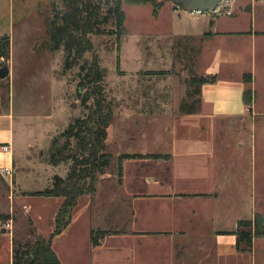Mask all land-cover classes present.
Here are the masks:
<instances>
[{"label":"crops","instance_id":"obj_1","mask_svg":"<svg viewBox=\"0 0 264 264\" xmlns=\"http://www.w3.org/2000/svg\"><path fill=\"white\" fill-rule=\"evenodd\" d=\"M246 2L249 10L241 11L246 29H232L242 22L238 15L210 18L177 8L166 13L175 23H180L179 12L191 17L192 23L183 24L191 28L173 31V35L190 41L198 38L208 57L196 76H216L217 80L201 87L200 104L190 115L182 114L176 102L174 117L179 125H172L167 138L161 131L150 130L130 135L126 152L145 158L117 166L112 158L104 173L96 176L94 193L79 198L71 224L52 240L61 264H264V238H253L249 249L236 247L238 223L254 217L263 195L262 188L256 193V170L251 168L252 175H246L244 157L247 132L255 135L257 131L264 138V0ZM247 88L252 93L249 104L244 101ZM159 112L144 115L160 117L167 114L165 106ZM1 121L9 133L0 132V170L7 168L11 175H0L7 185L31 192L15 195V200L34 234L48 238L62 199L50 198L55 205L45 209L47 197L34 193L47 189L54 175L65 178L68 165L54 167L41 159L40 153L48 150L54 137L39 152L40 161L29 159L30 150L36 147L32 143L38 141L35 137H44L36 134L43 133V127L33 132L22 129L16 136L10 117L0 116ZM221 121L226 123L218 126ZM114 140L124 148L117 136ZM253 140L250 146L255 155L256 135L250 137L251 143ZM2 145H9L11 152H2ZM105 145L108 147L107 141ZM154 153L168 159L147 157ZM39 166L47 173L44 185L26 189L22 184L29 181L28 173ZM60 166L65 167L64 174L57 172ZM216 178L223 189L193 186H202L204 181L212 186ZM10 244L6 264H12Z\"/></svg>","mask_w":264,"mask_h":264},{"label":"rangeland","instance_id":"obj_2","mask_svg":"<svg viewBox=\"0 0 264 264\" xmlns=\"http://www.w3.org/2000/svg\"><path fill=\"white\" fill-rule=\"evenodd\" d=\"M57 1L0 0V38L5 36L9 38V56L7 59H0V68L7 67L9 70L8 76L0 80V116L10 117L11 131L16 136H20L22 129L27 128L33 132V129L43 127L40 129L43 133L36 134H44V137H35L38 141L32 143L36 147L30 150L29 159L35 157L39 160V152L47 148L52 137L58 136L69 123L90 112L88 107L81 104L77 95V86L81 78L79 68L64 70L63 47L53 53L47 47V19L50 17L51 5ZM246 1L222 2V6H226L231 16H241L242 22L232 29H246L247 23L244 20L246 16L241 15V11L249 10ZM154 5L162 6L156 12ZM121 8L124 14L122 29L115 30V26L113 29L109 24L106 30H113L110 31V35H91L93 52L85 54L88 60L96 56L100 67L105 70V107L111 110L114 116L107 129L105 142H108V147L105 145L104 153L110 155V160L113 158L115 166L122 165L124 161L145 158L140 154L126 152V143L130 135L150 130L154 133L161 131L167 138L172 125H179L174 117L175 104L179 101L180 105L183 99L189 98L186 95L188 81L200 72L208 57L204 49L201 50L198 38L190 41L173 35V31L188 29L190 26L183 24H190L192 20L187 14L182 13L185 10L182 7L177 8L172 0H148L139 5L123 3ZM174 8L182 11L178 13L181 16V24L175 23L174 19L166 15V13L170 15ZM203 15L214 18L208 13L193 16ZM259 15L257 14V18ZM90 104L91 102L87 105ZM162 106H165L167 114L160 117L144 115L160 114ZM225 123L218 122V126ZM2 124L4 121L0 122V132H8ZM255 135L254 155V150L250 146L254 145V140L251 143L250 137L254 139ZM255 135L254 133L250 135V131L245 134L247 147L244 158L248 167L246 175H252L251 168L256 170L254 180L256 193L259 194L260 188L263 189V195L257 201V213L254 217L259 216L264 225V174L260 173L264 171V151L260 150L264 148V138L257 131ZM114 136L124 142V148L114 144ZM165 145H168V140ZM20 151L17 150L16 154L21 157ZM148 156L152 160L168 159L167 156L158 153ZM166 167L169 169V163ZM57 172L64 174L65 167L60 166ZM46 174L43 166L37 167L35 172L28 173L29 181H25L23 187L40 189L45 183ZM215 185L224 188L217 178L212 186L205 181L202 186L201 184L193 186L211 190ZM25 193L18 191L14 184L7 185L0 175V264L8 262L10 242L12 243L10 245L14 243L23 245L26 241L33 243L36 239V231L35 234L30 233L34 228L24 215L21 205L15 200V195L23 196ZM54 205L50 198L44 203L45 209ZM254 217L239 223L252 222ZM8 221L11 228L5 229ZM71 226L68 229L70 233ZM73 228L74 226L72 230ZM71 235L72 233L69 237ZM58 247L61 248L62 244Z\"/></svg>","mask_w":264,"mask_h":264},{"label":"trees","instance_id":"obj_3","mask_svg":"<svg viewBox=\"0 0 264 264\" xmlns=\"http://www.w3.org/2000/svg\"><path fill=\"white\" fill-rule=\"evenodd\" d=\"M148 0H58L51 5L50 17L47 19L50 52H57L63 47V68H79L81 76L77 95L81 104L88 107L89 114L77 118L58 136L51 140L41 159L51 166L67 164L65 178L54 175L50 186L35 195L53 199H62L54 216L53 230L46 240L36 236L33 243L12 245V264H61L52 250V240L61 235L72 219V213L83 195L94 193L96 176L104 173L110 165V155L104 153L107 129L114 114L105 107L104 78L105 70L98 63V58H85L86 53L93 52L90 36L110 35L106 27L110 24L115 30L122 29L124 14L122 4L139 5ZM162 5H154L157 12ZM155 12V13H156ZM157 14V13H156ZM157 16V15H156ZM115 24V25H114ZM9 56V38H0V59ZM246 84L250 79H245ZM216 76L198 77L193 75L188 81L189 98L183 99L179 111L190 115L195 105L200 104V89L205 84L214 83ZM193 97H197L193 99ZM187 100L189 102H187ZM252 93L249 88L244 92V101L249 104ZM90 106L87 104L90 103ZM132 158V157H130ZM7 220V217H5ZM30 233H34L31 230ZM236 247H251L253 238H264V225L259 216L252 222L238 224Z\"/></svg>","mask_w":264,"mask_h":264},{"label":"water","instance_id":"obj_4","mask_svg":"<svg viewBox=\"0 0 264 264\" xmlns=\"http://www.w3.org/2000/svg\"><path fill=\"white\" fill-rule=\"evenodd\" d=\"M221 0H172V3L178 8L182 7L187 12H209L214 10ZM9 74L7 67L0 68V80L5 79Z\"/></svg>","mask_w":264,"mask_h":264},{"label":"built area","instance_id":"obj_5","mask_svg":"<svg viewBox=\"0 0 264 264\" xmlns=\"http://www.w3.org/2000/svg\"><path fill=\"white\" fill-rule=\"evenodd\" d=\"M222 2H227V0H221L220 3L218 4V6L212 10V11H209V12H201V11H196V12H190V15H200V14H203V13H208L209 15L213 16L214 18L215 17H228V16H231V13L229 11L226 10V6L223 7L222 6ZM229 2V0H228ZM1 150L2 152L4 153H10L11 152V148L9 145H2L1 146ZM0 173L2 175H6V176H9L11 175L10 173V170L7 169V168H3L0 170ZM10 221L7 222V224L5 225V229H10L11 228V225L9 224Z\"/></svg>","mask_w":264,"mask_h":264}]
</instances>
